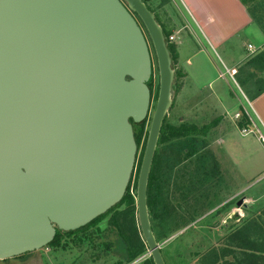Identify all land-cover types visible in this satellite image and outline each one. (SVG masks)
Wrapping results in <instances>:
<instances>
[{
	"label": "water",
	"instance_id": "water-1",
	"mask_svg": "<svg viewBox=\"0 0 264 264\" xmlns=\"http://www.w3.org/2000/svg\"><path fill=\"white\" fill-rule=\"evenodd\" d=\"M153 44L160 89L137 184L155 264L148 188L175 70L164 29L143 0H0V261L47 247L118 205L147 120Z\"/></svg>",
	"mask_w": 264,
	"mask_h": 264
},
{
	"label": "rangeland",
	"instance_id": "rangeland-1",
	"mask_svg": "<svg viewBox=\"0 0 264 264\" xmlns=\"http://www.w3.org/2000/svg\"><path fill=\"white\" fill-rule=\"evenodd\" d=\"M243 1L248 4L264 32V0ZM149 6L165 30L175 33L184 29L189 31L175 1L151 0ZM134 15L150 45L153 85L145 134L138 146L133 186L144 156L145 135L150 130L160 89V73L153 44L140 18ZM260 39L254 36L251 42L256 44L255 41ZM170 43L177 50V41L172 36ZM209 50L208 59L202 57L194 61L195 65L190 68L193 85H188L192 88L189 92L184 91L186 86L182 83V76L176 77V72H183L176 61L173 105L166 123L177 127L182 124L196 125L202 129L219 122L221 116L225 122L217 131L214 127L207 135H198L199 142H206V146L191 158H184L186 152L176 158L168 144L160 147L162 160L171 166L166 173L168 184L164 193L168 196L170 207L175 210L163 222L159 217L154 218L153 224L167 264H243L248 258L255 259L257 264H264V254L246 246L249 239L257 247L264 243V143L257 133L259 128L264 134V128L251 106L252 95L246 93L239 82L240 78L246 79L248 73H252L247 64L254 56L241 65L233 79L216 53ZM242 69L244 72H241ZM263 79L264 72H256L250 83L251 91L254 92L257 81ZM232 98H235L236 109L227 113L223 106ZM236 112L242 117L245 114L250 116L248 128L253 132L243 135L240 123L235 122ZM218 138L223 143L215 145ZM204 158L209 160L205 167L201 163ZM239 190L242 193L232 197ZM241 201L243 204L239 206ZM248 228L251 230L249 237L243 236ZM85 234L87 237L83 242L65 238V247L47 246L22 257L0 261V264H142L151 256L147 251L129 263L126 245L108 220L91 227ZM214 260L215 263H211Z\"/></svg>",
	"mask_w": 264,
	"mask_h": 264
},
{
	"label": "trees",
	"instance_id": "trees-1",
	"mask_svg": "<svg viewBox=\"0 0 264 264\" xmlns=\"http://www.w3.org/2000/svg\"><path fill=\"white\" fill-rule=\"evenodd\" d=\"M143 1L148 5L149 9L152 11L151 7L149 6V2L151 0H143ZM252 16L256 21L255 16L253 14ZM163 29H164L165 37L169 43L168 48L172 55L173 67H174L178 55L176 46L170 43V37L172 36V34L169 31L165 30L164 27ZM247 67L252 68L253 70L251 71L252 73H248V77L246 79L240 78L239 82L240 85L246 90V93L252 95V99L255 100L256 98L264 94V79L257 81L254 92L251 91L250 83L251 80L254 79L256 72L259 71L264 72V51L254 56L248 62ZM254 71L256 72L254 73ZM241 72H244L243 69L241 70ZM179 76L181 77L182 74L176 72V77L178 78ZM152 85H153V75L148 83V87L150 88L151 92H152ZM243 119L244 120L242 122H244L243 123L244 127L251 124V121L247 114H245ZM131 122L134 126L136 143L138 146H140L143 135L145 134L144 132H145V126L147 124V120H144L141 123H135L133 120H131ZM217 124L218 122L215 121L211 123L209 126H206L202 129L198 128L196 125H187V124H182L181 126L177 127L167 124L165 119L152 167V172L149 181V188H148V206H149L150 218H151L152 228L156 235L157 241H159V237L158 234H156L155 226L153 224L154 218L159 217L163 222L167 217L171 216L174 213L173 210H175L174 207H170L168 203V196L165 195L164 193V188L168 184V178L166 173L167 171H169L171 166L170 163L164 162V160H162V157L159 153L160 147L163 144H168L171 146V147L169 146L168 148H170L172 152L176 154V158H180V155L183 154V152H186L184 158H191L197 155L203 146H206V142L204 141L201 143L199 142L198 135H207L209 130L216 127ZM148 134L149 133H147V136L145 135L146 141L148 138ZM208 159L204 158L203 162L201 160L203 167L206 166L207 162L209 161ZM140 168L141 165L139 167L137 179L134 186H133V178H132V181L127 189L124 198L118 205L113 207L106 214L94 220L89 225L81 229H78L76 231L66 232L57 229L56 237L52 241V243L48 245V247L51 248L65 247V242H64L65 238H73L77 242H83L87 237L85 233L86 231H88V229L94 226H99L102 222L108 220L109 225L118 232L121 241L126 245L129 263L134 262L140 256L144 255L147 251H149L148 245L144 239L140 227L138 209H137V184H138ZM250 232L251 230L248 228V231H244L242 235L249 237ZM246 242H247L246 244L247 248L255 249L258 252L264 254V243L257 247L254 245V243L251 242L250 239L249 241ZM161 251L165 258L164 251L162 249ZM211 263H215V260L214 262L212 261ZM244 263L257 264L256 260L251 258L244 260L243 264ZM142 264H155V262L152 256H150V258L146 259Z\"/></svg>",
	"mask_w": 264,
	"mask_h": 264
},
{
	"label": "crops",
	"instance_id": "crops-1",
	"mask_svg": "<svg viewBox=\"0 0 264 264\" xmlns=\"http://www.w3.org/2000/svg\"><path fill=\"white\" fill-rule=\"evenodd\" d=\"M173 1L178 6V12L183 14L189 30L170 32L172 38L177 41V63L183 69L181 74L182 83L186 86L184 91L189 92L192 89L190 68L195 65L194 61L202 57L208 59L206 55L209 54V49L216 53L228 71H238L246 60L249 61L252 56L264 50V32L254 20L248 4L243 0ZM254 36L261 38L255 41L256 44L251 42ZM250 45L252 49H249ZM232 99L230 103H224L223 109L227 110V113L236 109L235 98ZM242 105L244 106L243 103ZM251 106L264 128V94L253 100ZM237 114L241 113L236 112L235 122L240 123L242 128L244 119L242 116L236 118ZM218 121L215 131L222 128L225 119L221 116ZM218 142L223 143V140L215 139V145ZM240 193L242 190L236 191L232 197H237ZM242 204V201L239 202V206Z\"/></svg>",
	"mask_w": 264,
	"mask_h": 264
},
{
	"label": "built area",
	"instance_id": "built-area-1",
	"mask_svg": "<svg viewBox=\"0 0 264 264\" xmlns=\"http://www.w3.org/2000/svg\"><path fill=\"white\" fill-rule=\"evenodd\" d=\"M249 49H252V46H249ZM228 73L230 74V76L235 79V75L237 74V71H228ZM241 114H237L236 118H241ZM250 117V116H249ZM249 126H246L244 128H242V133L243 135H248L249 133L253 132V130H251L250 128H248ZM256 127V126H255ZM257 133L259 134V139L262 143H264V134L262 133V131L257 128Z\"/></svg>",
	"mask_w": 264,
	"mask_h": 264
},
{
	"label": "flooded vegetation",
	"instance_id": "flooded-vegetation-1",
	"mask_svg": "<svg viewBox=\"0 0 264 264\" xmlns=\"http://www.w3.org/2000/svg\"><path fill=\"white\" fill-rule=\"evenodd\" d=\"M145 33V32H144Z\"/></svg>",
	"mask_w": 264,
	"mask_h": 264
}]
</instances>
